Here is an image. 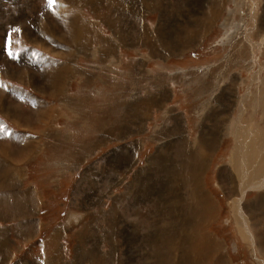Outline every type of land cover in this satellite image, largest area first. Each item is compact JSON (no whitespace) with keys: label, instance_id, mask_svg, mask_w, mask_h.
I'll return each instance as SVG.
<instances>
[{"label":"rangeland","instance_id":"rangeland-1","mask_svg":"<svg viewBox=\"0 0 264 264\" xmlns=\"http://www.w3.org/2000/svg\"><path fill=\"white\" fill-rule=\"evenodd\" d=\"M85 1L50 7L47 0H0V82L28 92L0 84V132L17 138L0 134V264H44L42 244L63 228L62 264H92L95 256L105 264H264V254L240 238L230 203L240 195L229 166L235 128L264 133V0H220L209 22L213 0H129L132 16H125L127 4L112 12L113 0ZM59 4L78 23L93 24L85 45L72 47L77 27L61 17ZM55 62L86 72L85 82L69 85L65 102L62 92L53 96L61 102L51 99L46 84ZM42 98L49 107H32ZM133 100L150 108L148 118L136 117L137 105L126 113ZM163 142L167 159L178 161L174 173L200 184L197 196L212 204L198 216L189 193L178 194L186 196L182 225L171 223V207L160 208L156 184L164 172L156 166L145 173ZM200 147L208 157L198 165L190 150ZM12 171L22 176L11 181ZM262 203L249 205L259 218ZM82 216L85 226L66 227ZM263 218L256 226L262 239ZM192 232L208 241L201 256Z\"/></svg>","mask_w":264,"mask_h":264},{"label":"bare ground","instance_id":"bare-ground-1","mask_svg":"<svg viewBox=\"0 0 264 264\" xmlns=\"http://www.w3.org/2000/svg\"><path fill=\"white\" fill-rule=\"evenodd\" d=\"M96 1L97 0H86L84 2V6L91 5V4L96 6L97 3L94 4V2H96ZM144 1L145 0H138L137 4L142 5ZM219 2H220V0H213L212 5H210L211 7L209 6L208 16H207V21L208 22L211 21V20L214 21L217 18L218 12L214 10L215 7L213 5H215V3H219ZM77 3H79V2L77 1ZM107 3H108V1H107ZM79 4H81V3H79ZM126 4H127L128 8L130 9V11L127 9ZM108 5H109V3H108ZM116 5L118 6V10L119 9H123V8L127 9V12H126L125 16H127L128 14L131 15V16L134 15L133 14L134 5H133L132 1H129V0H113L112 2H110L109 10H112ZM57 9H60L61 17H65V19L67 21H69V23H67L69 26L70 25H74V26L77 27L79 40H80V38H82L81 42H79L78 39H75L77 42L76 43L72 42V47H73V45H76V44L85 45V43L88 42L87 41L88 39H91L92 36H95V33H94L95 31L92 29L93 28V24H91V23H78L80 21V19L78 17L76 19L75 18H71V13L70 12L67 13L65 11L64 4H63L62 9H61V5L60 4L58 5ZM114 10L115 9H113L112 12H114ZM73 12H75V11H73ZM206 15H207V11H206ZM207 21L204 22V23H207ZM191 23H196V22L194 20H192ZM113 31H114V29H113ZM187 35L190 38L197 37V35H193V32L192 33H187ZM152 39L153 38H151V40ZM102 40H103V38H102ZM155 42H157V41H155ZM147 46H150V45H147ZM103 47H105V45ZM151 49H152V45H151ZM88 50H86L87 54H89ZM107 50H109V49H107ZM105 54H107V53L105 52ZM55 74H57V73H55ZM72 74L74 75V73H72ZM71 77H73V76L71 75ZM64 86H65V84H64ZM61 87H60V89H61ZM52 89H54V88H52ZM61 90H63V89H61ZM132 102H134V103H132L131 105L127 104L126 113L129 112V108H131L132 106L133 107L136 106L137 102H139V101L133 100ZM147 103L148 104L149 103L152 104V101H148ZM129 106H131V107H129ZM137 106H140L142 108L141 109H137V110H135L134 108H132V109H134V111H136L135 115H136V117L138 119H140V121L142 119L148 118L150 116L149 115L150 108L149 107L146 108L145 103L139 104ZM143 108L144 109L146 108V109L144 110ZM235 135H236V138H235V143H234L233 150L231 152L229 166H230V171H231V173L234 176V181H233L234 183L231 182L232 186H233L234 190H237V193L240 195V197L237 198V199L236 198H232L230 200V203H231V206H232V210H233V213H234V220L236 222V225L239 226L240 232L243 233V234H240V236H241L240 238H242V240L244 239V241L245 240L251 241L252 242L251 244L253 246H255L258 249L259 252L264 254V239H262L263 237L261 236V233L263 231H259V230L256 229V226L258 228V224L260 223L259 221L263 217L259 218V216H258V214H256L254 208L253 209H249L250 203L256 204V206H257L258 203L259 204H263L262 203V198L264 197V133L259 128L244 127V128L239 129V130L237 128H235ZM184 138L186 139V142L189 144V142H190L189 138L187 136H184ZM205 142H206V140H205ZM166 145H167V143L163 142V144L157 149V152H156L155 156L153 157V159L148 161L147 168H146L148 170H146L145 173H146V175H148L149 174V169L152 168V167H156V166L159 167L164 172V175L162 177V183L159 184L157 182V184H156V186H158V187L160 185L158 195L161 194L160 195L161 198H159L158 201L165 203L160 208H164V207L165 208L166 207L169 208V207H171L170 208V210H172V211H170V212H172L171 216H170L171 223L173 224L174 222H177V223L182 225V222H183L182 208L185 207L184 206V204H185V200L184 199L186 198V196L183 199V198L178 197L179 195L182 196V194L185 191L189 193V195L194 200L195 205H197V207L199 208V211L202 212L201 214H198V216L207 213L208 210H209V207L212 204L207 199H202V198L197 196V194L195 192V189H200V187H199L200 184H198V183L190 184V182L183 183V181L181 179V176L176 174V173H174L175 164H177L178 161L176 159H174V158L167 159V157L170 154L165 149ZM206 150H207L206 147H200L196 151L192 150V149L190 150V152L193 153V155H195V157H198L197 158V164L198 165H201L200 162H205V159H207L208 156L206 154ZM167 160L169 161V164L166 163ZM6 170H10V169L7 168ZM10 173L11 174L9 175V177H10L11 181H13L15 178H20V176H22V174L19 173V172H13L12 171ZM235 182L237 184H235ZM148 185L149 184H147V181L142 182V188L141 189H143V190L146 189L148 187ZM171 194H172V196H170ZM158 206H160V203L158 204ZM263 209H264V205H263ZM168 210H167V212H168ZM164 220H166L165 217H164ZM109 221L111 223V220H109ZM85 222H86V216L72 217L71 220L66 224V227H68L69 229H72L74 226H76V225L81 226ZM134 224L135 223H133V225ZM84 226H85V224H84ZM186 232H187V230H186ZM64 233L66 234L64 228L63 229H59V230H57L55 235L50 240H48V241H46L45 243L42 244L43 247L40 248L41 252L38 253L37 258H39V254H41L42 257H44V259L42 261L44 264H62L61 259H60L59 237L62 236ZM262 235H264V234H262ZM80 236H81V234H80V232H78L77 233V237H80ZM190 239L195 241L197 254L199 256H201L202 253H203V248L200 245H202V244H204V243H206L208 241H206L205 239L200 238L197 235V233H195V232H192V238H190ZM173 244H174L173 248L175 250H179L180 249V247H179L180 241L179 240H175L173 242ZM37 251L38 250H36V249L33 250L30 253V255L33 256V258H35ZM189 251H190V255H189L188 259L191 258V254L193 252V249L190 248ZM102 257L103 256H95V259L92 261V264H105L104 258H102ZM66 264H76V262H68ZM216 264H221V263H216Z\"/></svg>","mask_w":264,"mask_h":264},{"label":"crops","instance_id":"crops-1","mask_svg":"<svg viewBox=\"0 0 264 264\" xmlns=\"http://www.w3.org/2000/svg\"><path fill=\"white\" fill-rule=\"evenodd\" d=\"M94 13L96 14V8L94 9ZM72 28H76L75 26H72ZM76 33H77V31H76ZM70 51H72L71 50V47H70V49H69ZM56 60V59H55ZM47 64V66H51V65H53L52 64V62H47L46 63ZM63 64H65V66L63 67V68H58V66H57V63L55 62L54 63V66H53V68L52 69H48V71H56L57 72V74H55V73H52V77H50V75H49V77H48V79H46V84L48 85V89L49 90H51V97H50V95L48 96H46V94H45V97H49V98H51V99H54L53 98V96L55 95V91H57V93H59V91L60 92H62L63 94H65V99L63 100L64 102L65 101H67V100H69V85L71 86L72 85V83L73 82H77L78 80H79V83H81V82H85V79H86V75H85V73L86 72H84V73H82V71H81V69H74V66H72L73 68H72V71H70L69 72V68H67L66 66L68 65V63L67 62H63ZM33 65H35V66H38V64H33ZM75 65H76V63H75ZM15 66V65H14ZM77 66V65H76ZM17 67V66H16ZM38 67H41L40 69H39V71L40 72H42V70L43 69H47V67H42V66H38ZM59 73V74H58ZM61 73V74H60ZM71 73V74H70ZM72 73H74V75L72 74ZM71 75L74 77H71ZM91 75V74H90ZM61 76V77H60ZM69 76V77H68ZM61 78V79H60ZM66 80H68L70 83L68 84V87L67 88H64V86H62L63 84H64V82ZM61 81V82H60ZM13 82V83H12ZM14 81H10V83H8V85L7 84H4L3 82H0V84L1 85H4L6 88H8V89H15V88H17V90H21V91H23V94H28V92H26V91H24L25 90V87H21V86H19V85H14ZM59 85V86H58ZM88 85V84H87ZM62 86V87H61ZM20 87L22 88V89H20ZM60 87H61V89H63V90H61L60 89ZM52 88H54V89H52ZM56 88V89H55ZM56 93V94H57ZM34 96V95H33ZM27 97V99L29 100V99H31L32 98V95L30 96V98L28 97V96H26ZM75 98H71V101H73ZM27 100V101H28ZM39 100H41V99H36V100H31L32 102H39ZM42 100H45L44 98H42ZM55 101H57L56 99H54ZM48 101V100H47ZM46 100L44 101L45 103H43V102H41L40 104L39 103H31L32 104V107H35V105L37 106V107H49V105H48V103H46L47 102ZM59 102H61L60 100L59 101H57V103H59ZM51 106H54L55 104H50ZM63 105V103L61 104V106ZM29 106V105H28ZM60 106V107H61ZM30 107V106H29ZM5 129L6 128H3L2 129V132H0V134H1V140H6V139H11V141H16V140H13L12 138H15V135H14V137H13V134L14 133H5ZM59 128L58 127H55L54 128V131H55V133L56 134H58L59 133ZM18 136V135H17ZM15 139H17V138H15ZM42 138H41V135H40V133L38 134L37 133V138H35V140H41ZM9 169H11V168H9ZM27 257V256H26ZM25 257V258H26Z\"/></svg>","mask_w":264,"mask_h":264},{"label":"snow or ice","instance_id":"snow-or-ice-1","mask_svg":"<svg viewBox=\"0 0 264 264\" xmlns=\"http://www.w3.org/2000/svg\"><path fill=\"white\" fill-rule=\"evenodd\" d=\"M47 2L50 7L55 4V0H47Z\"/></svg>","mask_w":264,"mask_h":264}]
</instances>
